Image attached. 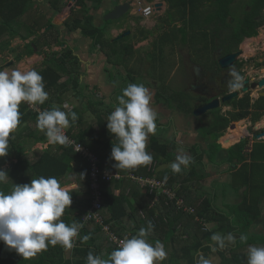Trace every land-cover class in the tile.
I'll use <instances>...</instances> for the list:
<instances>
[{
  "label": "trees",
  "instance_id": "16d2710c",
  "mask_svg": "<svg viewBox=\"0 0 264 264\" xmlns=\"http://www.w3.org/2000/svg\"><path fill=\"white\" fill-rule=\"evenodd\" d=\"M47 1L51 6L54 15L60 14L66 6L65 0ZM103 1L104 0H75V5L79 7V9H72L71 15L63 23V27L66 28L70 33L75 31L77 32L79 30L83 36L92 39L93 49L97 48V46L101 44L103 35L102 28L95 25L94 17L90 15V7L88 3L92 2L93 6L96 9H99ZM166 1L169 4V11L167 13L168 17L164 19L165 21H167L169 18L174 20L176 19L172 13L174 8H178L179 10L182 8L184 9L185 14H187L182 19L184 23H186L188 15L190 16L188 20L191 24V32L189 33L188 27L185 28V25L182 28V42L184 43H187L189 39H198L197 37L199 35L196 31H194V28H199V32L201 31L203 34L202 24L210 23L211 26L214 27L212 28V30L214 29L213 34L216 35L213 41L215 39L225 40L226 44H228L230 41L231 44H229L230 46L227 49L228 52H230L232 46L238 47L245 38L257 37L259 35L260 28L264 26V0H253L250 2L251 11L246 12V18L239 20L236 28L231 29L230 31L227 29L230 27L228 23L233 21V18L229 19L230 8L234 5L236 0ZM32 2L33 0H0V35L5 31L12 32V22H15L16 20H20L18 21L19 23L24 21L26 14L30 13ZM210 8L213 11H211ZM165 21L164 23L167 24ZM214 23H216L218 26H215ZM220 25L225 26L224 30L228 32L227 36L224 38L220 37ZM33 29L31 31L27 30L26 32L22 30L20 32V38L22 40H27L31 36H34V34L36 35V32H38L37 38L31 42L35 48L33 46L31 47L29 44L28 54L47 56L44 62V67L42 68L40 74L43 77V82L45 85L44 90L48 92L50 98L41 106L45 108V110H48L52 107H59L66 113L70 114L71 112H75L77 114L78 120L71 123V126L65 129V132L67 136H69L70 139H72L75 143L85 146L89 152L96 156L97 161L94 166H96V168L99 170L98 177H93L91 162L82 156L81 153L77 152L74 145H70L69 143L67 145H50L45 150H36L35 158L30 160L29 155L26 154L28 147H33L34 144L39 142H47V138L44 132L37 128V115L31 111H28L25 105H20V124L18 128L10 134V144L8 149L9 154L7 157L0 159V169H2L1 166L8 164L12 158H16L17 161H11L9 168L4 169L8 173L9 180L6 183L0 184V191H4L7 194L11 191L13 184L30 183L31 179L39 178L40 176H44L45 178L54 176L62 186L73 180L78 184L79 190L76 192L77 194L75 196V200L78 201L73 202L70 208H66L65 211L69 212L71 215L79 212V215L75 217L78 223H82L84 218L83 216L87 214L92 208V204L97 197V190L95 187H97L101 196L102 209L100 214L103 219L107 223L113 222L115 219L118 220L119 216L116 215V210L120 209V207L125 209V200L115 196L114 186L116 185L115 187L118 188L121 187L123 182H129L131 185L133 183L129 180V178H127L126 175L122 174L129 170H120L122 172L121 174L125 176L124 178H117L114 176L111 179H107L105 177L106 172L115 174V171H119L112 167V164L115 162L109 159L112 143H116V140L115 137H112L109 134L106 126L107 117L114 110L117 102L111 101L109 104H107V96L95 99V93L98 91V87H94L92 89L87 83L80 81L81 62L80 58L75 55L72 48L66 47L61 52L53 51V46H61L65 42L60 39L61 35L58 32L56 25L53 24L52 17L49 18L44 12H39L37 25ZM215 29L217 32H215ZM10 36V38H14L16 34H11ZM129 37L130 36L110 41L111 45L114 43L115 49L117 50L115 55H112L106 50L108 57L107 62L111 66V69L113 68V70H111L110 66L108 65V67H106V74L109 77L108 81L116 86L114 93L117 95L120 93L122 94V89L126 88L125 83H128V81L124 82V80L128 76L124 77L119 74L123 79L122 81L118 82V80L111 75L112 73H116L118 71L117 65L122 64L125 67L128 65H125L127 61L123 60V55L121 54V51L118 50L119 48L116 47L118 46L116 44L127 41ZM160 39L158 38L153 41V47L155 48L152 50V58H154V60L159 59V57L163 58L165 56L166 50L162 49L159 51V47H164L165 44L167 46L168 42H171L174 45L177 40V34L170 35L166 33L164 37H160ZM101 46L103 49V45ZM9 47L10 41L5 47L1 46L0 51L3 52L4 50L2 49ZM45 48H49L50 51H46ZM17 59L21 60L22 57H17ZM153 67L155 68V66ZM139 73H142L143 76H150L149 72L144 73L139 70ZM130 77L136 83L134 75ZM63 78H66V80L63 81ZM128 79L129 78H127V80ZM148 85L156 87V84L153 83H148ZM91 90H93L95 93H90ZM53 91L56 92L54 98L51 97ZM70 93H75L78 96L81 103L80 106H71L70 104H66L68 101L67 99L69 98L68 94ZM166 99L169 102L171 101L169 100V97ZM237 106H239L243 112L236 113L231 119L223 120V123L220 122L218 124V122H215V125L212 127L213 131L226 130L230 126V122L232 120H237V118L252 116V121L255 123L259 121L264 115V98H261L252 104L251 99H248L247 97L237 104ZM86 113H89L93 118L92 122H84V115ZM102 128L104 132H101ZM208 134L211 135V132L208 131ZM175 147L176 146L173 142L171 145H168L160 143L157 140L154 142L151 139L149 144V153L153 157V162L158 163L160 160L173 161L176 158V153L174 151ZM214 148L217 149L216 152H218L220 149L218 146H215ZM244 148L245 143H240L227 151V154H229V158L227 160L228 164H234L236 161L246 162L250 160V156L244 154ZM250 155L255 160H259L264 163V149L261 148L259 144L254 145ZM210 160L214 159L210 158ZM210 163L215 164L212 161H210ZM148 168L149 165L141 166L137 169H131V171H133L134 175L140 177L152 176L153 173L148 172ZM243 168L245 171L244 173H236L233 176L232 186H234L236 189H244V195L241 196L240 204L233 209H229L228 207L227 209L219 210L216 208L215 199L211 198L210 200L206 198L205 201H201L199 204L194 202L190 203V205H192V207L195 209V212L191 215H188L178 211L174 203H168V205H166L167 199L165 197L161 198L160 203L165 205L166 212L163 214V217H160V219L166 218L169 226L171 225L172 228L169 241L172 240L173 242L176 231L179 230L178 228L180 226H183L184 228L190 226V230L187 229L185 234L194 236L196 240L194 247L193 243L184 247L190 249L192 257H179L178 255L174 254L168 259L167 264H182V260H188V264H195L197 253L195 250L200 248L201 245H205L203 248L207 250L205 253L212 252V249H216L220 254H222L226 253V249H228L226 255H220L221 264H247V249L250 243L255 242L258 244V247H264V242L259 241V239L264 237V234L250 232L252 226L256 222L259 224L262 219L261 211L263 212L262 205L264 204L263 173L257 170L256 166H252L251 163H245ZM229 169H231V166H229ZM194 173L195 172L192 170L190 171L189 175ZM180 175H182V172L175 173L174 178H178ZM199 178L202 179V176ZM9 181L13 182L11 186L6 185ZM168 185H174V180L172 177L171 180H169ZM178 196L185 198L182 188L179 189ZM77 206H84L82 209L83 211L72 210L73 208L78 209ZM198 218L209 222L210 225L213 224V226L204 228L203 224H201L202 222L200 223L197 221ZM184 219H186V221ZM93 223L97 224L96 221H93L88 225H86L87 223H84L86 227L84 226L83 230L87 231V227L91 224L95 226ZM97 225L101 226L100 224ZM99 226H96L95 229L97 233L102 231ZM216 233H219L223 239L227 238L229 233H232L236 240L235 244L232 246L226 245L223 249H219L218 244L211 239L212 235ZM241 235H246L248 237L247 242L240 241ZM205 239L207 240L206 242H201ZM205 243L213 244L206 246ZM227 243L228 242L226 241V244ZM13 255L14 251L11 257ZM59 257L62 259V255ZM55 261L56 259L52 258V262ZM59 262L61 263L60 260Z\"/></svg>",
  "mask_w": 264,
  "mask_h": 264
},
{
  "label": "crops",
  "instance_id": "0c3cea01",
  "mask_svg": "<svg viewBox=\"0 0 264 264\" xmlns=\"http://www.w3.org/2000/svg\"><path fill=\"white\" fill-rule=\"evenodd\" d=\"M127 1L129 0H104L99 9H96L93 6L92 2L88 3L90 7V15L94 17L95 25L102 28V35H103L101 44L97 46V48L93 49L92 39L83 36L79 30L77 32L75 31L70 33L66 28L63 27V23L71 15L72 9L74 8L79 9V7L75 5V0H65L66 6L64 7L63 11L57 15L53 14L51 6L47 0H33L30 13L26 14V18L24 17V21L20 23L18 22L20 20H16L15 22H12L13 23V26L11 28L12 32L5 31L0 35V37H2L8 33L9 35L16 34L14 38H6L5 36L4 38H2V40H0V47L1 46L5 47L10 41V47L6 48V50H4V53L0 51V70H7L11 72L14 69H18L20 71H28L35 69L37 71L39 67L41 68L44 67V62L45 59L47 58L46 55L28 54L29 51L28 45L30 44L31 47L33 46L31 42H33L37 38L38 32H36V35L34 34V36H31L27 40H22L20 38V32L22 30H24V32H26L27 30L31 31L37 25L39 12H44L49 18L50 17L53 18V24L56 25V27L58 28V32L61 35L60 39H62V41L65 42L61 46H53L52 47L53 51L61 52L66 47H69L72 48L75 55L78 56V58H80V62H81L80 81L82 82L83 81L85 82V80H89L90 78L93 79L94 81H97L99 80L102 72H105V76H107L106 67H108L109 64L107 62L108 57L106 50L112 55H115L117 50L115 49L114 43L113 45H111L110 41L119 39V36L125 33L126 31L130 32L129 36H131L135 32V35L131 40V43H128L130 41L121 42L118 43L117 44L118 46L116 47L119 48L118 49L119 51H121V54L123 55V60L127 61L125 65L128 66L125 67L121 64V65H117V68L119 69L118 70L119 74H121V76L124 77L128 76L127 77L129 78L128 81L131 82L132 84H136L133 81V79L130 77L136 74L135 67L138 64L144 62L148 64L149 62L147 57L148 53L142 50L146 47H148L149 49L152 48L151 50H153L155 48L153 47L154 45L153 41L158 38L160 39V37L161 38L164 37L166 33L170 35L177 34V40L174 45L171 42H168L167 46L165 44L164 47H159L160 49L159 51L165 49L166 52L168 53L169 60L173 62L177 61L178 58L188 56V54L187 55L183 54V48H186L185 46L187 45L185 46L182 45L184 43L182 42L183 41L182 28L185 25L182 19L185 17V15H187L185 14L183 8L181 10H179L178 8H174L172 10V13L176 19L173 21L170 30L167 24L157 20V19H165L167 17V13L169 11V4L166 0H146L149 4H153L156 7L154 14L149 18H145L139 13L138 11L139 8L134 5L135 0H132L133 4H132L131 13L126 18V22L123 23L124 26H122L121 23L123 22L121 21L122 19L119 21L116 20L115 22H113L112 20L110 22L105 20V16L110 12V10H112L113 7H115L119 3H124ZM158 4H161V6L158 7L157 6ZM136 28H146L149 33L145 34L143 32H140ZM188 31H189V27H188ZM177 41H179L180 44H178ZM101 45H103V49ZM33 47L35 48V46ZM188 48L189 47L187 46L186 50ZM45 50L50 51L49 48H45ZM17 57H22V59L19 60L17 59ZM173 58H175V60H173ZM102 61L105 62L103 66H102ZM65 80L66 78H63V81ZM93 86L98 87V89L101 90L99 86H103V84L101 85L97 84ZM146 88L149 89V92L152 96L150 106L152 107L153 111L156 113V120H155L156 127L158 130L159 129L161 130V132L159 133L155 132L154 134H149L146 150L149 153L150 151L149 144L151 139L154 142L157 140L160 143L166 141L164 144H168V145H171V143L173 142L176 146L174 149L176 153V157L177 155H181V154L188 155L189 157H191L193 161L194 156H196V154L192 152L193 145L194 144L196 145L198 140L202 138L201 140L202 142H198V143H201L203 147H208L209 144V141H207L208 133L200 132L193 125L192 126L185 125V127L184 125H179L180 123L176 122L175 119L176 117H178L177 113L175 114L176 109L170 105H166V102L164 101V99L168 96H166L163 93V91L159 90L157 87H153L151 85L149 86L147 84ZM114 91L115 90L113 89L111 90V92H109V95L107 96L108 99L106 101L107 104H109L111 101L112 102L116 101V97L118 95L116 96L115 95L116 93H114ZM111 95L113 98L111 97ZM172 96L175 97V95ZM68 101L66 102V104H69L70 101L69 102ZM158 119H160L163 123L158 124L157 121ZM162 130L164 132L166 131L167 132L171 131V132L168 133V136L163 138L161 137V135L164 134ZM242 130L243 129L239 127V125H236L235 128L232 127L229 129L230 133H226L228 132L226 131L220 134L219 141L222 143V139L225 136L234 137L233 135L242 133ZM101 132H104L103 128ZM243 136L246 135L244 133L243 135H236L234 137L233 142H236L237 144V141H239V139L242 138ZM189 144H193V145L189 146ZM233 145H230L229 147H225L224 145L223 146L226 150L232 147ZM49 146L50 144H48V142L36 143L34 144L33 147H28L26 154L29 155L30 160H33L36 156L35 155L36 150H45ZM250 148L251 145L248 147V150ZM180 149H183V152H180L179 151ZM225 150H222L221 152L219 151L218 153H223ZM221 159H223V156L219 157L218 160ZM175 160L176 159H174L173 161L160 160L158 163L153 162L152 164L149 165V168L147 170L148 172H152L153 175L142 176V177H152L155 179L164 180L167 182V184L169 183V180H171L172 177V179L174 180V185L173 186L168 185V187L175 194L174 199L168 198L159 190L151 191L149 187L139 184L137 180L134 178L136 175H134L133 171L131 170L125 171L124 173H122L120 170L115 171L116 173L120 174L119 178L125 177L122 174L126 175L127 178H129V180L134 185L129 184V182H123L121 184V187L116 188L115 187L116 185L114 186L115 189L114 194L116 197H120L125 200L126 210L123 207H120V209L116 210L117 213L116 215L119 216L118 220L115 219V221L109 223H107L104 220L105 225H108L118 236L121 235L119 236L121 238L131 237L135 235L141 227H147V222L151 221L154 225V230L151 232V234L148 237L149 241L152 242L153 244L157 240L162 242L168 253L167 259H165L162 262H159V264H167L168 259L171 258L172 255L174 254L178 255L179 257H192L189 248H183L178 250L176 248L172 249L173 247H177V246L168 247L167 242L172 232V228L171 225L169 226L166 218L160 219V217L161 216L163 217L164 216L163 214L166 212L165 205L160 203L161 198L165 197L167 199L166 205H168V203H174L178 211L188 215H191L195 212V209L192 207V205H190V203L194 202L196 204H199L201 201H205L206 198L215 199V204L217 209L219 210L227 209L229 207V203H228L229 200L231 199L235 200L234 198L240 200L241 196L244 195L243 193L244 189H236L234 188V186H232L234 174L244 173L245 171L243 165L245 163L247 164L251 163V160H248L246 162L237 161V163L228 164L229 166H232L231 169H228L227 168L228 165H225L223 163L221 164H219V162H216L215 164L210 163L211 161L210 157L206 155V158L204 159L203 162L204 166L202 167V169L199 171L198 174H196V172L190 175H189L190 172L185 173L186 169L192 166V164L190 163L191 165L189 164V166L186 167V169H184V167L182 166V171H181L182 175H180L178 178L176 177L174 178L175 173L172 172V170L170 169V167H168V165H170ZM11 161L16 162L17 159L12 158L8 164L1 166L2 169L9 168ZM194 163H196V161ZM152 165L155 166L153 167ZM262 172H263L262 177H264V170H262ZM199 175L202 176V179L199 178L200 177ZM166 176L167 179H165ZM197 179L198 180L200 179L201 181L200 180L197 181ZM212 183L213 186L211 185ZM211 186L212 189H209ZM63 187H65L71 194L72 203L77 202L78 200H75L76 199L75 196L77 194L76 192L79 190L78 184L72 180L71 182L66 183ZM181 188L183 189V194L185 198H181L178 196V191ZM178 201H182L185 207L188 209V211H186L185 208H180L178 205ZM222 201L225 204H222ZM77 207L78 209L73 208L72 210L83 211L82 209L84 208V206L81 207L77 206ZM78 215L79 212H76L74 215H71L69 214V212L65 211L61 219L66 224H71L72 222L78 223L77 219H75V217H77ZM184 220L186 221V219ZM80 224H83L86 227L83 221ZM96 226L99 225L95 224L94 226L91 224V227L87 231L83 230L84 227L80 229L78 236L75 238L74 241L75 246L73 248L65 249L59 245L55 247L49 246L47 251L38 253L36 257L30 260H23V258L16 255L15 252L14 255L11 257L13 251H9L5 247V245L1 242L0 264H86V257L89 250H92L94 254L101 255L102 258L106 259L107 256L113 250L116 249V247L109 240L108 234L104 231L103 227L99 226L102 231L97 233L95 230ZM85 235H90L91 238L88 241L82 243L81 238ZM185 235H186L185 237L179 235L177 234L176 231L175 239L173 240V242L183 241V239H185L188 236L187 234ZM227 251L228 249H226V252ZM206 254H208L206 255V258L209 259L210 257L217 255L220 258L221 257L220 255H226L227 253L220 254L219 251L214 249V251L208 252ZM60 255H62L63 260L59 257ZM202 256L203 258H205V254ZM52 258H55L56 261L52 262ZM196 259L197 261H199L198 256H196ZM59 260L61 261V263L59 262Z\"/></svg>",
  "mask_w": 264,
  "mask_h": 264
},
{
  "label": "clouds",
  "instance_id": "9594fccd",
  "mask_svg": "<svg viewBox=\"0 0 264 264\" xmlns=\"http://www.w3.org/2000/svg\"><path fill=\"white\" fill-rule=\"evenodd\" d=\"M231 75L234 79L230 81L229 88L234 91L242 87L243 77L235 70ZM44 89L43 77L35 69H14L11 72L0 70V159L9 154L10 134L18 128L21 120L20 105H25L28 111L37 115V128L44 132L48 144L69 143L63 129L76 122L78 116L75 112L66 113L59 107L45 110L41 105L49 99V94ZM166 98V105L174 107V102ZM151 100L149 89L140 83L128 84L122 89V94L116 97L117 103L106 122L109 134L116 140V143H112L109 157L115 162L112 164L114 169L131 170L152 164L153 157L146 151L149 134L156 131V113L150 106ZM25 103L44 111L29 109ZM179 151L183 152V149ZM175 159L168 165L173 173H180L182 166L186 168L192 162L191 157L183 154L177 155ZM8 180L7 171L0 169V184ZM71 204V194L54 176H40L31 179L30 183L13 184L9 193L0 191V242L23 260L36 257L38 253L47 251L49 246L73 248L75 238L84 225L76 222L66 224L61 219ZM153 230V223L148 221L147 227H141L135 235L123 237L106 259L89 250L86 264H159L167 259L168 253L162 242L157 240L153 244L149 241L148 237ZM90 238V235H85L81 242ZM211 239L218 244L219 249L225 247L219 233L213 234ZM247 239L246 235L240 236L241 242H247ZM228 240L231 244L236 242L232 233L228 234ZM247 253V264H264V247L249 245ZM198 264L211 262L201 257Z\"/></svg>",
  "mask_w": 264,
  "mask_h": 264
},
{
  "label": "rangeland",
  "instance_id": "374dc122",
  "mask_svg": "<svg viewBox=\"0 0 264 264\" xmlns=\"http://www.w3.org/2000/svg\"><path fill=\"white\" fill-rule=\"evenodd\" d=\"M249 1L250 0H238L230 8V15L233 16L232 23L234 22L236 25L239 23V20L242 18V15L245 14L243 12V11L246 10L245 9L246 8L245 5L248 4ZM210 10H211V8H210ZM211 11H213V10H211ZM127 17H128V14H126L123 18H121L122 20L120 19L121 21H123V22H121L122 23V26H124L123 23L126 22V18ZM167 17H168V15H167ZM189 17L190 16H188L187 19H186L185 28L189 27V32H191V30H190L191 24H190V21L188 20ZM204 18H205V15H204ZM157 20L160 21V22H164L165 21L164 19H157ZM173 20L174 19L169 18L167 21H165L167 23V25L169 26L168 27L169 30L172 27ZM113 22H115V21H113ZM214 24H215V26H218V25H216V23H214ZM202 25H203V34L204 35L201 33V31L199 32L200 29L196 27V28H194V31H196L198 33V35H199L197 37L198 39H196V40L189 39L187 43H183L182 44L184 46L187 45L189 47L187 50H186L187 46H185L186 48H183V54H188V57H189V59H190V61L192 63H194V64L197 63V64H200V65H202L203 62H205V60H209L211 58V55L213 54L212 53L213 50H212V47H210L211 46L210 43H211V41L216 36V35L213 34V31H212L213 26H211L210 23H204ZM136 29H138L140 32H143L145 34H148L149 33L146 28H136ZM224 29H225V26L220 25L219 33H222V31H225ZM215 32H217L216 29H215ZM259 32L260 33H259L258 37L252 38V39H246L243 42V44L241 45V47H242V49L244 51V61H245V64H246L244 67L249 72H251L253 70V75L254 76H256V73H257V71L259 69L258 67H256V63L259 62V61H261L262 59H264V26L262 28H260ZM134 35H135V32L127 39V41H130L128 43H131V40L133 39ZM5 36H6V38H10L11 37L9 35V33L8 34H5ZM5 36L0 37V40H2V38H4ZM226 36H227L226 34H222V35L220 34V37H222V38H224ZM215 41H220V39H216ZM177 42H178V44H180L179 41H177ZM151 49L152 48L149 49L148 47H146V48H144L142 50V51H145V52L148 53V56L147 57H148V61L149 62H148V64L145 63V62L144 63H141V64H138L135 67L136 74H134V77L136 79V84L137 83H140V84H143L145 87L147 86L148 83L156 84L155 86L159 90L163 91V93L166 96L169 97V100H171L172 102H174L175 97L176 96L179 97L180 87H182L179 84V74H180V72L178 74V69H177V65L182 62V58H178L177 61L173 62V61L169 60L168 53L166 52V54H165V56L163 58H160L159 57V59H155L154 60V58H152V50ZM2 50H6V48H4ZM3 53H4V51H3ZM241 59H243V57ZM173 60H175V58H173ZM104 64H105V62L102 61V66ZM153 66H155V68ZM186 68H187V66H186ZM41 70H42V68L39 67L38 70H37V72L40 73ZM111 70H113V68ZM139 70H141L144 73L149 72L150 76H148V75L147 76H143L142 73H139ZM111 76L112 77H115L118 80V82L122 81V79H123L122 77H120L118 71L116 73H112ZM108 80H109V77L108 76H105V72H102L101 75H100L99 80L94 81L93 79L90 78L89 80H85V83H87L89 85V87L92 88V89L94 88L93 85H97V84L101 85V84H103V86H99L101 88V90L98 89V91L96 93L93 90L90 91V93L91 92H94L95 93V99H98V98L103 97V96H108L109 95V92H111V90H113V89L115 90V85L113 83H111L110 81H108ZM125 81H128V80L126 79V80H124V82ZM128 84H132V83L128 81V83H125L126 87L128 86ZM105 87H107V88H105ZM182 89H183V87H182ZM55 93L56 92L53 91V93L51 94V97L52 98L55 97L54 96ZM182 94H184V93H182ZM68 95H69V98L67 100L70 101V102L69 101L68 102H69V104L71 106H80L81 105V103L79 101V98H78V96L75 93H70ZM115 95L117 96V94H115ZM172 95H175V97H173ZM111 97H112V95H111ZM49 98H50V96H49ZM173 104H174L173 106L175 108V102ZM92 121H93V118L90 116L89 113H86L84 115V122H87L88 123V122H92ZM157 121H158V124L163 123L160 119H158ZM221 123H223V121ZM260 123H264V117L261 119V122ZM239 127H241V125H239ZM243 127L245 128L246 125H243ZM261 127L264 128V125H261ZM155 132L156 133H159V132H161V130L160 129L158 130L157 127H156V131ZM162 132H164V131L162 130ZM170 132L171 131L164 132L165 135L163 134V135H161V137L165 138L166 136H168V133H170ZM226 133H230L229 130ZM165 142H163V143H165ZM199 142H202V141L199 140ZM222 143L224 144L225 147H227V146L233 145L236 142H233L231 144V143H226L225 141H222ZM191 145H193V144H189V146H191ZM259 145H260L261 148L264 149V144L260 143ZM212 147H213V149H212ZM212 147H210V148L203 147V146L202 147L198 146L197 148L194 147V149H193L192 152L194 154H197V156H194V159L191 162V164L195 168L192 167V166H190L188 168V170H186L185 173H188V172H190V171L193 170L194 172H196V174H198L199 171L204 166L203 162H204V158H206L207 153H208V156L211 159H214V160H211L213 163L219 162V164L223 163L225 165H228L227 160L229 158V154H227L226 152L216 153V150L217 149L214 148L213 143H212ZM187 151H188V149H187ZM220 154L223 155V159L218 160L219 157H220ZM249 156H250V160H251V165L252 166H256V169L257 170H261V172H262V170H264V163H262V161L255 160L254 158H252L251 155H249ZM262 156H263V154H262ZM195 161H196V163H194ZM193 163H194V165H193ZM236 163H237V161H236ZM33 179H36V178H33ZM197 181H199V180L197 179ZM12 183L13 182H10L9 181L6 185L7 186H11ZM213 183L211 184L212 186H213ZM212 186L209 189H212ZM218 199H221V198H218ZM234 199L235 200H233V199L229 200V202H228L229 203V209H233L237 205L240 204V200H238L237 198H234ZM222 204H225V203L222 201ZM262 207L264 208V204L262 205ZM261 213H262L261 216L263 217L261 219V222L259 224L256 222L252 226V229H251L250 232H258V233H263L264 234V209H263V212L261 211ZM197 221L200 222V223L202 222L201 224H203L204 228H207L208 226H210V227L213 226V224L210 225L209 222H207L205 220H202L200 218H198ZM90 223L91 222H88L86 225H88ZM90 227H91V225L88 226L87 229L89 230ZM189 228H190V226H187L186 228H184L183 226H180L178 228L179 230L177 231V234L182 235V236L185 237L186 236L185 235V231L187 229H189ZM262 240H264V237L261 238V239H259L260 242H264ZM206 241L207 240L205 239V240H202L201 242L204 243ZM226 241L228 242L227 244H226ZM195 242H196L195 237L192 236V235L191 236L188 235L185 239H183V241H175V242H172V241H169L168 240L167 245H168V247L169 246H177V247H173L172 249L176 248V249L179 250V249H183L184 247L190 245L191 243H193V247H194V245H195L194 243ZM205 244H206V246H208V245H212L213 243H211V244L205 243ZM246 244H248V243H246ZM224 245L225 246L226 245H231L232 246L233 244H231L229 242L228 237H227V238L224 239ZM250 245L257 246L258 244H256L255 242H253V243H250ZM204 247H205V245H201L200 248H198V249L195 250V252H197L196 253V256H198L199 260L201 259V257L203 258L202 255H204V254H205V258H206V253L205 252H207V250L203 249ZM212 251H214V249H212ZM205 258H203V259H205ZM209 260H210L211 264H221V258H219L218 255L217 256L210 257ZM196 263H198L197 259L195 261V264ZM182 264H188V260L187 261L186 260H182Z\"/></svg>",
  "mask_w": 264,
  "mask_h": 264
},
{
  "label": "flooded vegetation",
  "instance_id": "af4514ba",
  "mask_svg": "<svg viewBox=\"0 0 264 264\" xmlns=\"http://www.w3.org/2000/svg\"><path fill=\"white\" fill-rule=\"evenodd\" d=\"M252 1L253 0H250L248 4L245 5L246 10L243 11L244 13L251 11L250 2ZM246 16V14H243L241 19L243 20L244 18H246ZM231 18H233L232 15H230L229 19ZM228 24L230 25V27L227 28L228 31H230L231 29H235L237 26L234 22L232 23L231 21ZM212 31H214V29ZM220 34L227 35L228 32L225 30ZM246 39L252 38H245L244 41ZM215 40H212L210 43V47H212L213 50L211 58L209 60H205L202 65L192 63L188 56L182 57V62L178 64V74L180 72L179 84L183 87V89L182 87H180L179 97L176 96L175 114L177 113L178 117H176L175 119L176 122L180 123L179 125H184V127L185 125H193L202 133H208V131H210L211 135L208 134L207 141H209V144L207 148L212 147L213 143L214 147H220V152L222 150H225L223 146L224 144L219 141L220 134L228 131L232 127L235 128L236 125H241L242 129H246L248 131V135L243 136L239 141H237V144L245 143L244 154L247 155L253 150L255 144H264V137L261 140H256L254 138V134H260L264 132V128L261 127V125H264V123H260L264 115L260 118L259 121L255 123L252 121V116L237 118V120H232L229 124L230 126L224 131H213L212 127L213 125H215V122H218L219 124L223 120L233 118L236 113L243 112V110L239 106H237V104H239L243 99H246L248 97V99H251V103L254 104L257 100L264 98V87H260L259 85V82L264 79V59L256 63V67H258L259 69L256 73V76H254L253 70L249 72L244 67L246 64L244 61V51L241 47L244 41L238 47L232 46L231 51L228 52L227 49L230 46L229 44H231L230 41L228 44H226L225 40ZM233 54H237L235 61L224 67L221 64V59ZM242 57L243 59H241ZM233 70H235L240 76L243 77L242 87L234 91L230 90L229 88L230 81L234 79L231 75V72ZM181 92L184 94H182ZM232 93H237V96L233 100L227 103L221 102L225 96ZM216 99L220 101V106L217 109L209 110L200 116L194 115V110L199 109ZM243 125H246V127L244 128ZM250 129H252L253 131L250 132ZM239 135H243V133H240ZM199 140H202V138H200ZM198 142L196 145H193L192 149H194V147L203 146ZM237 144L234 143V145ZM221 145L223 146V148ZM250 145L251 151L248 150V147ZM233 146L226 149L224 152L227 153V151L232 149ZM221 156L223 155L220 154V157ZM227 168L229 169V165L227 166Z\"/></svg>",
  "mask_w": 264,
  "mask_h": 264
},
{
  "label": "built area",
  "instance_id": "2783aa9c",
  "mask_svg": "<svg viewBox=\"0 0 264 264\" xmlns=\"http://www.w3.org/2000/svg\"><path fill=\"white\" fill-rule=\"evenodd\" d=\"M134 5L139 8L138 9L139 13L145 18L151 17L154 14V11L156 9L155 5L149 4L146 0H135ZM21 104H24V103H21ZM26 105H28V104H26ZM28 107H29V109H34L35 111H38V112L44 111V110L38 108L37 106L28 105ZM63 132L67 136L65 129H63ZM67 137L69 139V144L74 145L75 150L77 152L81 153L82 156H84L85 158L88 159L89 162H91L93 177L97 178L99 170H98V168H96V166H94V164L97 161L96 156L93 153L89 152L85 148V146H83L81 144H77L72 139H70L69 136H67ZM249 151H251V148L249 149ZM114 176L119 178L120 174H111L108 172L105 173V177L107 179H111ZM135 179L141 185L149 187L151 191L159 190L168 198H171V199L175 198V194L171 191V189L168 187V185L165 181L157 180L155 178H135ZM95 188L97 190V197H96L94 203L92 204V208L90 209V211L87 214H85L83 221H84V223L96 221L97 224H100L103 227L104 231L108 234V237H109V240L111 241V243L114 246H116V248H117L120 240H122L124 238L119 237L108 225H105L104 219L100 214V211L102 209L101 196H100V193H99L97 187H95ZM178 205L180 208H185L186 211H188V209L185 207V205L182 201H178Z\"/></svg>",
  "mask_w": 264,
  "mask_h": 264
},
{
  "label": "water",
  "instance_id": "95a60500",
  "mask_svg": "<svg viewBox=\"0 0 264 264\" xmlns=\"http://www.w3.org/2000/svg\"><path fill=\"white\" fill-rule=\"evenodd\" d=\"M132 0H129L127 2L124 3H119L117 4L115 7L112 8V10H110V12L105 16V20L107 21H116V20H120L121 18H123L126 14H130L131 13V9H132ZM158 7L161 6V4L157 5ZM130 35L129 31H126L125 33H123L122 35L119 36V38H124ZM237 57V54H233L230 56H227L223 59H221V64L225 67L229 64H231L233 61H235ZM260 87H264V79H262L259 82ZM247 90V89H246ZM237 96V93H232L230 95L225 96L222 99V103H227L230 102L231 100H233L235 97ZM220 106V101L219 100H213L212 102H210L209 104L204 105L203 107L194 110V115L196 116H200L204 113H206L209 110L212 109H217ZM253 130L250 129V132H252ZM254 138L256 140L262 139L264 137V132L260 133V134H254ZM243 141V140H242Z\"/></svg>",
  "mask_w": 264,
  "mask_h": 264
},
{
  "label": "bare ground",
  "instance_id": "6f19581e",
  "mask_svg": "<svg viewBox=\"0 0 264 264\" xmlns=\"http://www.w3.org/2000/svg\"><path fill=\"white\" fill-rule=\"evenodd\" d=\"M243 130H245V131H243ZM242 130V133H244L245 135H248V131L246 130V129H243ZM236 135H239V134H235V135H233L234 137L236 136ZM229 136V135H228ZM234 137H224L223 139H222V141H225L226 143H232L233 142V140H234Z\"/></svg>",
  "mask_w": 264,
  "mask_h": 264
}]
</instances>
